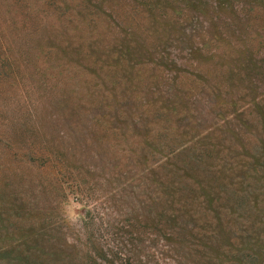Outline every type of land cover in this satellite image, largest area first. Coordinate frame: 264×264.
Returning <instances> with one entry per match:
<instances>
[{
	"label": "rangeland",
	"instance_id": "obj_1",
	"mask_svg": "<svg viewBox=\"0 0 264 264\" xmlns=\"http://www.w3.org/2000/svg\"><path fill=\"white\" fill-rule=\"evenodd\" d=\"M82 1L0 0V264H264V2L199 51Z\"/></svg>",
	"mask_w": 264,
	"mask_h": 264
},
{
	"label": "trees",
	"instance_id": "obj_2",
	"mask_svg": "<svg viewBox=\"0 0 264 264\" xmlns=\"http://www.w3.org/2000/svg\"><path fill=\"white\" fill-rule=\"evenodd\" d=\"M127 2H134L136 3V7H143L145 8L148 12L150 13H155L156 9L157 11H159V9H163V10H167L168 6L172 7V8H176L178 9V12L181 14L180 18L182 17L184 20H189L188 25L189 26H194L196 20L198 22V26L197 27H202V21H206V23L209 24V28H206V34L208 36V40L206 41V43H200L199 45L197 44L198 41V36H200L199 34L201 32H197V29H191L193 30V33L190 32L189 35H186L185 33H181L182 37L185 39V43H188L190 45V47L194 50H199L202 51L204 48H209L208 44H213L214 41H221V42H225L226 44H231L232 41H238L241 40V38L239 39V36L236 35L237 33L236 30L234 28H230L231 25L236 26L237 24H243L245 22H243V20H245L246 16L244 13H246V15L248 16L250 14V12L253 10L252 8H254V4L260 2L263 3L264 0H126ZM83 3H85V5H87L86 7L88 8L87 10L89 12H95V9L97 7H101V4H103L104 0H92L89 2V0H83ZM92 2V4L89 3ZM89 4V5H88ZM248 5L250 8L249 10H245L244 6ZM96 6V7H94ZM91 7H94V9H92ZM162 12V11H160ZM191 14V19H185L187 14ZM261 13V11H260ZM263 13V12H262ZM232 15H234L233 21H229V19L232 17ZM190 18V17H189ZM133 21V19H132ZM134 22V21H133ZM134 26V24H133ZM135 26H137V24H135ZM188 26H183L182 29H187ZM134 28H140V26L134 27ZM211 36V38H210ZM238 36V37H236ZM244 36V35H243ZM237 39H236V38ZM181 38V37H180ZM214 40V41H213ZM231 41V42H230ZM253 41H255V39H253ZM162 59V58H161ZM260 66H259V84L258 85H254L253 81L251 83V85L253 86V88H255V90H259L258 92H260V95L264 98V58L260 60ZM247 66V65H246ZM254 70V69H252ZM256 76V75H255ZM257 77V76H256ZM253 77V78H256ZM257 79V78H256ZM258 80V79H257ZM264 101V99H263ZM203 103L205 105H209L210 107L213 106V104L215 105V101L210 99V96H207V99L203 100ZM259 169V167H258ZM257 169V170H258ZM258 172V171H257ZM245 176L242 174V177ZM163 215V214H162ZM175 218H178L175 217ZM216 220L217 222H220V216L217 214L216 215ZM175 221V219H173V222ZM172 222L171 220V216L168 219V221L166 222V224H170ZM227 225V224H225ZM224 223L220 222L217 226H216V234L219 235L220 231L222 232L221 235L223 234H229L230 232L227 230V228L225 227ZM176 231V227L173 230V233H175ZM240 232V231H239ZM178 233H176L175 238L176 239H171L175 242L179 243V239H178ZM216 235V236H217ZM231 237H229L230 239ZM221 238H219L218 236L216 237L217 243L219 242ZM215 246V245H214ZM223 245H216V250L217 251H222L223 250ZM117 251L120 252V248L117 246L116 247ZM264 252V249H263ZM121 255L120 253H115L116 256ZM222 254V253H221ZM105 255V254H104ZM107 256V255H106ZM105 257V262L109 263V264H115L116 260L111 258V260H108L107 257ZM119 257V256H118ZM119 258H122L121 256ZM122 263L121 264H131V259L130 257H123Z\"/></svg>",
	"mask_w": 264,
	"mask_h": 264
}]
</instances>
